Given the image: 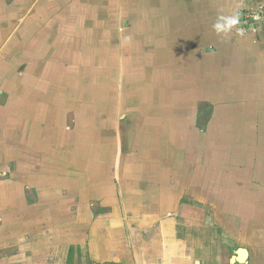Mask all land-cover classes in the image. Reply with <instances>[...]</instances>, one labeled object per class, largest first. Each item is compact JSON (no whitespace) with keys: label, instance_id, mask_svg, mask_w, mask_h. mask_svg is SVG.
Instances as JSON below:
<instances>
[{"label":"rangeland","instance_id":"1","mask_svg":"<svg viewBox=\"0 0 264 264\" xmlns=\"http://www.w3.org/2000/svg\"><path fill=\"white\" fill-rule=\"evenodd\" d=\"M234 16H239L238 25L230 24ZM43 35L60 39L66 56L48 48L47 63L29 67L49 81L63 72L64 90L77 101L71 103H77V123L87 116L90 101L93 106H118L114 121L125 117L128 127L119 133L133 148L147 128L156 127L143 115L151 117V110L152 116L167 119L173 126L166 129L167 139L177 144L180 159L194 158L195 164H178L188 183L195 180L205 189L203 170L209 173L208 193L183 190L184 198L194 199L199 208L182 212L190 232L211 235L206 217L259 260L264 252V0H0V95L9 96L4 90L15 69L24 74L28 67L24 59L12 61L16 51L20 54L16 48L11 53L12 39L24 45L23 55L28 56L30 41ZM70 45H77V54ZM30 79L29 85L35 81ZM69 79L77 84L68 85ZM50 83L36 82L34 87L49 91L55 88ZM21 86L20 94L14 93L16 106L19 101L26 106V93H37L27 88L26 79ZM0 99L9 105L8 97ZM45 107L51 109L50 119L60 114L57 105ZM21 115H26L25 108L15 113ZM206 115L203 129L199 118ZM91 119L95 122L94 116L86 121ZM201 156H208V168L197 166ZM53 214L58 219L64 213Z\"/></svg>","mask_w":264,"mask_h":264},{"label":"crops","instance_id":"2","mask_svg":"<svg viewBox=\"0 0 264 264\" xmlns=\"http://www.w3.org/2000/svg\"><path fill=\"white\" fill-rule=\"evenodd\" d=\"M50 38L43 35L30 41L28 56L23 55L26 49L16 40L12 39L10 46L11 53L20 50L12 61L24 59L28 67L24 74L15 69L4 90L9 96L0 95L9 102L0 104V115H8L0 118V264H70L73 259L76 264L77 254L101 263L126 261L131 255L137 264H181L189 257L201 261L206 257V237L210 235L190 232L189 219L182 218V212L185 207L199 208L194 199L184 198L183 190L193 187L192 193H208V170H203L205 189L195 180L188 183L178 164H195L194 158L180 159L183 155L177 144L167 139L166 129L173 126L158 114L152 116L151 110V117L143 115V119L155 125V130L147 128L143 136L138 125L136 131L142 135L135 145L132 142L134 149L120 136L129 124L122 122L125 117L114 121L118 106H93L90 101L84 110L87 119L83 117L78 124L77 103L71 106L77 101L64 90L63 72L52 76L50 83L42 76L45 73L36 74L29 67L46 64L44 57L50 49L66 56V52L61 53L60 39ZM44 43L50 47L43 48ZM69 50L77 54V45H70ZM30 78L35 81L29 85ZM25 79L27 88L37 93H26V106L19 101L17 107L14 93L20 94L17 88ZM36 82L55 88L44 91L34 87ZM76 84L69 79L68 85ZM33 98L35 105L31 104ZM65 98L70 102L65 103ZM55 105L60 114L50 119L51 109L45 106ZM24 108L25 116H15ZM41 113L46 114L44 118ZM92 116L95 122L86 121ZM33 127L39 129L33 132ZM197 166L208 168V156H201ZM61 209L64 214L56 219L53 211ZM259 255V260L252 257L253 264H264V252Z\"/></svg>","mask_w":264,"mask_h":264},{"label":"flooded vegetation","instance_id":"3","mask_svg":"<svg viewBox=\"0 0 264 264\" xmlns=\"http://www.w3.org/2000/svg\"><path fill=\"white\" fill-rule=\"evenodd\" d=\"M206 217L203 218L205 223L208 222L210 228H208V233H211V241L209 246H206V257L201 261L194 260L193 258H186L181 264H253L252 262V253L248 246L243 245L242 243L235 240V238L225 235L223 227L219 226L212 220H206ZM230 235H232L230 233ZM81 259L82 264H137L136 257L134 255L130 256L129 260H109L105 263L93 261L87 255L77 254L76 264L78 260ZM75 262V260H74Z\"/></svg>","mask_w":264,"mask_h":264},{"label":"clouds","instance_id":"4","mask_svg":"<svg viewBox=\"0 0 264 264\" xmlns=\"http://www.w3.org/2000/svg\"><path fill=\"white\" fill-rule=\"evenodd\" d=\"M240 23L239 16H234L230 19L231 25H238ZM238 31H243L242 29H237Z\"/></svg>","mask_w":264,"mask_h":264},{"label":"trees","instance_id":"5","mask_svg":"<svg viewBox=\"0 0 264 264\" xmlns=\"http://www.w3.org/2000/svg\"><path fill=\"white\" fill-rule=\"evenodd\" d=\"M208 115L204 116V118H199V121L201 123V127L204 129L207 125ZM200 125V124H199Z\"/></svg>","mask_w":264,"mask_h":264}]
</instances>
